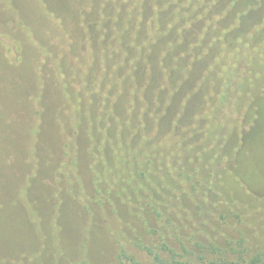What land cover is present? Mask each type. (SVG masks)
Listing matches in <instances>:
<instances>
[{
  "label": "trees",
  "instance_id": "trees-1",
  "mask_svg": "<svg viewBox=\"0 0 264 264\" xmlns=\"http://www.w3.org/2000/svg\"><path fill=\"white\" fill-rule=\"evenodd\" d=\"M3 1L14 4L0 0V13ZM80 5L79 28L86 29L90 40L89 28H98L99 50L93 43L86 45L89 55L79 59V68L74 63L58 65L55 74L65 80L64 86L71 81L78 88L51 111L48 122L60 125L67 136L88 123V161L98 172L95 176H102L105 168L101 179L108 187L102 189L128 195L136 209L130 219L117 215L119 226L108 221L107 236L126 245L127 231L136 235L137 241L129 242L151 260L131 257L130 264H264V252L250 253L243 215H235L238 220L206 215L212 205L219 209V191L226 198L223 206L230 207L225 193L233 185L252 192L262 189L252 175L256 163L264 166V77H259L264 73V0H81ZM28 31L39 44L41 70L52 62V53L44 39H35L32 24ZM74 56L72 52L66 59L71 63ZM246 118L251 129L243 145L235 140L233 125ZM154 134L160 142L153 140ZM104 135L112 140L103 144ZM75 136L74 144L80 142ZM156 157H161V171L153 168L151 158ZM99 159L111 163L96 167ZM128 189L136 192L134 197ZM99 194L110 197L105 191ZM80 198V205L87 207L78 194ZM191 198L199 201L200 215H194ZM75 216L70 221L75 225L85 218L98 223L96 215ZM205 224L213 226L211 234ZM227 225H239L237 234L243 235L238 241ZM143 229L154 239L137 234ZM199 231L218 243L197 242L195 260L189 257L194 250L183 243V233L194 238ZM168 237L181 246L170 244ZM123 249L118 253L121 260L127 257Z\"/></svg>",
  "mask_w": 264,
  "mask_h": 264
},
{
  "label": "rangeland",
  "instance_id": "rangeland-1",
  "mask_svg": "<svg viewBox=\"0 0 264 264\" xmlns=\"http://www.w3.org/2000/svg\"><path fill=\"white\" fill-rule=\"evenodd\" d=\"M3 2L5 6L1 5L3 11L0 13V264H130L131 257L150 261L151 257L139 245L129 242L131 239L137 241L132 231H127L130 237L127 246L114 236H107L108 221L119 226L117 215L130 219L129 215H133L136 209L133 211L128 195L121 197L111 188L102 189L108 187L105 179H101L105 168L101 169L102 176H95L98 172L95 166H90L91 158L88 159V123L79 125L75 131H68V137L60 125L54 123L50 126L48 122L52 117L51 111L65 101L67 94L74 93L78 88L77 83L71 81L64 86L65 80L56 75L57 72L59 74L58 65L63 63V67L64 64L70 67L74 63L79 68V59L84 60L89 55L86 45L93 43L99 50L100 31L95 26L89 28L93 34L90 40L86 37V29L79 28L77 12H81V0ZM92 4L88 3V11ZM94 18L92 13L91 20ZM31 24L36 33L35 39H44L53 57L52 62L47 61L41 70L37 64V56L41 54L37 48L39 44L35 43L28 31ZM78 45L80 47L76 50ZM72 52L77 57L74 56L70 63L66 58L72 56ZM54 58H57L55 63ZM249 59L253 60L251 57ZM255 67L259 68L258 65ZM258 72L261 73V70ZM259 77L263 78L264 73ZM115 106L117 108V102ZM245 113L243 109L242 115ZM109 126H114V121ZM250 129L247 118L236 120L233 125L235 140L245 145ZM75 133L80 142L76 140L74 144L72 139L75 140ZM255 134L258 140L260 132L256 131ZM105 137L101 141L103 144L112 140ZM153 140L160 142L161 137L154 134ZM263 143L260 147L264 154ZM247 150L246 155L251 157ZM151 161L153 168L161 169V157L155 160L151 158ZM104 162L111 163L99 159L96 167L104 166ZM92 163L95 165L96 161ZM254 167V183L262 189L252 192L244 185H233L234 189L225 193L231 201L230 207L223 206L221 201L226 198L219 191L221 200L218 199L220 204H216L219 209L212 205V211L206 214L231 215L237 220L235 215H243L246 231L250 233L245 239L252 254L264 252V180L261 179H264V166L261 168L256 163ZM99 191H105L107 197L111 198L107 200ZM128 192L130 197L136 193L132 189H128ZM78 194L84 197L87 207L80 205L82 200L78 199ZM101 198L103 204L98 201ZM198 202L191 198L194 215L202 213ZM75 215H96L94 220H98V223L94 225L84 216L82 223L78 222L76 226L70 222ZM206 215L202 217L203 220L207 219ZM227 226L235 234L240 229L239 225H235V229ZM206 227L211 234L213 226L205 224ZM137 234L147 240L154 239L144 229ZM190 234L183 233V243L194 250L189 257L195 260L197 242L205 245L218 243L205 232L199 231L194 238ZM242 235L239 232L233 239L238 241ZM168 239L175 247L181 246L175 237ZM223 242H228L225 236H222ZM152 247L156 250L158 246ZM122 249L128 257L122 255L123 261L118 255Z\"/></svg>",
  "mask_w": 264,
  "mask_h": 264
}]
</instances>
